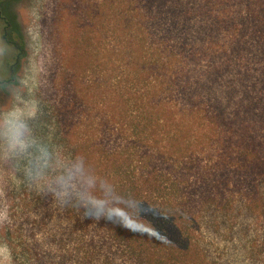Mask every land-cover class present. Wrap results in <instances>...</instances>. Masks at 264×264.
<instances>
[{"label": "rangeland", "instance_id": "rangeland-1", "mask_svg": "<svg viewBox=\"0 0 264 264\" xmlns=\"http://www.w3.org/2000/svg\"><path fill=\"white\" fill-rule=\"evenodd\" d=\"M133 1L147 14L146 25L156 28L157 32L148 30L149 39L173 44L168 54L190 66L198 62L201 68L212 61L221 67L230 57L212 91L231 114L233 129L242 101L260 100L252 117L256 130L250 138L255 142H244L255 146L257 165L248 157L250 162L242 167L238 162L244 155L224 144L234 158L226 165L215 162L218 140H226V130L214 138L210 151L201 145L198 157L203 170L221 173L228 184L214 192L228 196L230 218L213 219L215 209L200 224L208 255L217 264H264V46L250 41L240 55L235 49L236 43L250 39L248 32L242 33L241 15L251 11L264 20L260 0H180L173 9L169 0H0L17 34L7 42L0 19V80L15 68V82L0 89V264H73L75 235L67 212L72 196L68 185L75 186L70 173L72 144L59 136L57 110L66 119L73 115L96 121L103 112H111L108 100L116 80L127 69L133 72L126 58L133 50ZM206 13L221 19L218 30L203 23ZM185 48L186 54L194 51L191 58L182 52ZM76 74L80 77L75 82ZM208 77L203 74L206 86L212 83ZM74 83H82L76 100ZM207 96L202 93L201 100ZM192 101L199 99L192 96ZM21 109L28 112L26 135L33 145L25 154L11 151L7 142L9 116ZM234 132L238 136V130ZM79 165L86 168L88 163L81 160ZM60 192L67 195L58 197ZM251 197H257L258 204L250 211L245 204ZM211 220V226L206 225ZM84 229L83 225L78 232Z\"/></svg>", "mask_w": 264, "mask_h": 264}, {"label": "trees", "instance_id": "trees-1", "mask_svg": "<svg viewBox=\"0 0 264 264\" xmlns=\"http://www.w3.org/2000/svg\"><path fill=\"white\" fill-rule=\"evenodd\" d=\"M136 3L133 1V50L127 57L123 56L130 60L127 65L133 63V72L127 69L116 80L113 97L108 100L111 112H103L96 121L87 117L74 119L73 115L66 119L57 110L62 117L57 116L59 136L72 144L70 173L75 186L68 185L72 196L67 208L73 220L71 234L75 235L71 260L73 264H81V261L82 264H217L202 244L200 224L215 209L213 219L216 216L223 220L230 218L226 206L229 201L225 199L228 196L214 192L215 188L222 190L220 186L227 189L228 184L221 179V173L203 170L199 151L201 145L210 151L213 140L226 130V140L221 138L222 144L218 140L215 162L226 165L234 158L233 153L223 149L224 144L230 146L232 152L236 149L244 155L241 163L237 161L242 167L247 166L244 162L249 161L248 157L257 165L253 159L259 160L253 151L255 146H246L244 142H255L250 138L256 130L252 117L260 100L257 103L254 99L242 101L241 110L236 113L239 120L233 129L231 114L212 91L230 57L221 67L212 61L211 66L201 68L198 62L190 66L187 61L168 54L173 44L149 39L148 30L157 32L156 28L146 25L148 16ZM169 3L173 9L180 0H169ZM4 5L5 2L0 4L2 35L11 42L17 34L13 32ZM260 6L264 9L263 0ZM241 16L245 21L242 33L248 32L250 39L235 44L238 55L244 53L250 41L264 46L261 15L245 11ZM202 20L211 31L220 28L221 19L210 13ZM185 49L182 52L186 54ZM193 55L194 51L189 49L186 58ZM17 56H22V52ZM174 58L176 62L171 65ZM11 69L9 77L0 80V89L15 82V68ZM204 73L211 76L207 78L211 85L202 82ZM243 76L246 80L247 76ZM78 77L76 74L75 82ZM262 81L264 83V73ZM75 84L73 100L82 83ZM207 92L209 96L201 100L202 93ZM192 96L199 101H192ZM257 114H260L258 110ZM246 122L250 125L245 126ZM81 160L88 163L86 168L79 165ZM210 178L214 181L210 182ZM102 192L110 193L117 201L115 214L86 216L79 196H98ZM256 199L249 198L245 208L251 211L254 204H258ZM210 223L213 220L206 225L211 226ZM83 225L85 229L78 232ZM145 226L150 229L147 233L142 231Z\"/></svg>", "mask_w": 264, "mask_h": 264}, {"label": "clouds", "instance_id": "clouds-1", "mask_svg": "<svg viewBox=\"0 0 264 264\" xmlns=\"http://www.w3.org/2000/svg\"><path fill=\"white\" fill-rule=\"evenodd\" d=\"M27 118L28 112L25 109H21L18 114L9 116L7 133L8 147L11 151L19 154H25L33 147L31 141L26 135ZM68 179L70 180L71 177H68ZM64 195H67V193H57L58 197H63ZM79 201L84 214L92 217H107L110 213L115 214V209L118 206L117 201H115L108 192H102L98 196L81 194L79 196ZM142 231L147 233L150 229L145 226Z\"/></svg>", "mask_w": 264, "mask_h": 264}]
</instances>
